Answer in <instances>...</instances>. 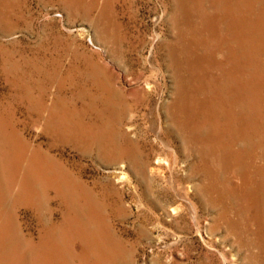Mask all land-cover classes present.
Returning <instances> with one entry per match:
<instances>
[{
	"label": "rangeland",
	"instance_id": "rangeland-1",
	"mask_svg": "<svg viewBox=\"0 0 264 264\" xmlns=\"http://www.w3.org/2000/svg\"><path fill=\"white\" fill-rule=\"evenodd\" d=\"M48 1L50 2V4ZM230 2L233 3L232 12L228 8ZM5 3L6 4L8 3V4L6 5ZM19 3H21L22 5ZM174 5L177 7H175ZM200 5L203 7V9H201ZM92 7L93 9H91ZM106 7L107 9H105ZM188 8H189V11H188ZM254 9H257V10H254ZM263 9H264L263 0H260V1L259 0H255V1L254 0H241V1L240 0H236V1L235 0H225V1L218 0V2L217 0H214V1L213 0H196V1L194 0H121V2L119 0H71V1L70 0H63V1L62 0H26V1L25 0H5V1L0 0V77H1L0 78V112L3 113V116H6V118H8V115H10V113L8 112H10L12 108H14L17 117L21 121L24 122L23 123L20 121L19 124L21 128L24 129L23 131H24L25 136L29 138L30 140H34L36 144H40V145L42 144V147L44 149L45 148L47 149L48 143L51 140H53V138H51L47 133L43 132L44 130H43L42 124L38 125L34 121V118L40 117L42 112L36 113L33 119L32 118L29 119L27 117V113L25 112L28 110V106L29 108H31L35 105L38 108H41V104L39 101L41 98H42L41 101L45 105H47L48 108L50 107L52 108L55 105L56 100L59 103H61L63 107L65 106L68 107L69 105L73 106L75 95L79 93L81 89L86 90L85 89L86 86L88 89L89 87L91 88L89 72L92 70V68L95 65H103L109 71H113L118 77V82L119 83L121 82L120 85L123 86L126 90L128 89L130 90L132 87H133L132 89H137L138 91H143V89L151 90L150 85L152 86L154 85V89H152L154 93L153 94V102H154L153 105H154V110L157 108L156 109L157 111L155 110V114L151 116V119H156L155 121L156 127H155V130L151 132L150 134H148L146 137L148 144L145 146H146L147 152L151 153V163L149 167L147 168L145 174H143L142 172H136L133 169L131 170L127 169L125 165L123 164V162H118L115 164L109 162L106 157H102L101 155H99L97 150H93L90 147L89 148L81 147L80 144L75 142L76 140H74L73 137H70V143H66V145H60L58 147L60 148V152H61L60 158L63 159V161L64 160L67 161V166L69 167V169H71L74 175L80 176L83 180L87 181L90 184L97 183L98 187L103 191L105 189V191H110V193H113L115 189V191H119V193H122L123 191H125L126 193L125 204H123L122 202L121 203L116 202L114 207H111L109 209L110 217L109 219H107L106 224L105 223L104 224L107 225L111 222L110 223L111 228L117 235L118 239L122 241H128V243H130L128 244V246L131 247V249L123 255L116 256L115 259L118 258L117 263L110 262V263H104V264H118V263L119 264H153L154 253L162 254V259L165 264H170V262H174V264H194V263L199 264L201 260L204 261V264H210L211 262L213 264H264V242H263L264 241V238H263L264 237V208H263V205L259 206L260 208V210L258 211V213L260 212L259 214L256 211V207L253 208L251 207V205L250 206L243 205L242 207L244 208V210H242L240 214V212L237 209V204H235L237 203L236 198H234L233 200L232 198L231 199L229 198L228 201L225 200L224 198V200L221 201V199H219L218 192H212V191L205 192V194L200 192L198 196L194 195V193L196 192V188L194 187L195 180L191 179L190 176H186V175L187 174L189 175V173L193 170V168H191V163L193 162L199 163L200 157L199 155H197L195 151H193L194 154H190L189 150L186 152L184 151L183 144H181L182 139L180 138L178 132L176 133L178 138L176 136H173L172 135L173 133H171L172 137L169 135L165 137V139H171L174 142L172 143L173 144L172 147L168 149L166 152H164L165 154L158 153L157 150H154L155 145L156 146L158 145L160 147L163 146V143L161 142L162 140L161 138L163 137L162 130L166 126L165 124L167 122V117H166L164 107L162 105L163 103L170 102L169 100L173 99L175 86H176L175 85L176 84V71H177L178 65L180 64L179 62L175 60V57L177 55L183 54L182 52L183 49L181 50L180 48L182 46L187 50V52H190V53L192 52L191 53L192 58L190 62L185 56L183 57V59H185L184 60L185 68L183 70L185 72V75H187V78L199 79L201 78V76H206V78L209 79L210 83L208 82L207 84H204V87H205L204 94L206 95L204 96V98L205 100L208 99L210 101L212 99L213 100L215 99L217 101L218 96H216L215 92H217L218 89H220V92H222L224 96L228 92L227 96L229 98L232 97V93L231 91H229L231 89L229 87H231L230 84H232V77H233V69H234L233 57L237 56V53L235 55V50L236 52L238 50V54H239L238 58H240L241 60L243 59L242 61H247V63L245 62L247 66L245 65V68L242 67L241 71L237 73H240V74L242 73L241 75L244 74L243 75L244 77L250 76V74L253 75L251 76L252 78L251 81H249V88L252 94L255 96V98L258 99L257 102L260 103V104L258 103L255 104L256 107L259 110H262L263 112L264 100L262 99V96L264 94V90L262 89L263 86L261 87V85L264 82V77L263 78L261 77L264 76V71H263L264 70V60H263L264 59V51H263L264 50V32H263L264 29H263V24H257V22L260 21V19H262L261 16L263 13ZM198 10L200 11L198 12ZM245 10L247 11L245 12ZM99 11H101L100 14H99ZM218 12L220 13V15ZM102 13H105V14H102ZM181 13L184 15V17H182L183 15ZM239 13L241 15H239ZM235 15L238 20L234 22V20L230 18L231 16L233 17ZM203 16H209V20H206L204 18V21H201L203 20ZM245 16H246L247 22L250 24V27H251V28L249 27V30H248V33L249 32L251 33L248 34V38L246 40L248 41V43L246 45L239 42L238 40L234 41V38L231 37L233 33L232 32L230 33V30H231L230 27H236L235 26L236 24L240 25V23L238 22L239 19ZM226 17H228V20L230 19L228 22L226 21L227 20ZM256 17H258V19ZM92 20L94 23L92 22ZM222 20H223V23H222ZM111 21H113V23ZM115 23H117V26ZM214 24L216 25L214 26ZM229 24H232V26ZM132 27L133 29H131ZM196 27H199V28H196ZM213 29L216 31H214ZM224 30H225V33H224ZM119 31L121 32L119 33ZM220 31L222 33H220ZM223 33L224 35H222ZM181 34L183 35V37H185L184 42H183L184 44H182L181 46H177L175 41L179 40L180 38L179 36ZM257 34L259 35V37ZM123 38L126 40H123ZM226 40L229 42L228 45H227ZM108 41L110 43H108ZM197 42H198V45H197ZM234 43L236 44V46ZM239 43L242 46V49L241 47H239ZM247 47L248 48L250 47V49H248ZM130 48H132L133 50L132 49L130 50ZM114 49H116L117 52ZM160 49H162V51ZM232 49L233 51H231ZM178 51L181 53H179ZM172 53H174V55H172ZM176 53H179V54H176ZM200 53L202 54V56ZM181 55L179 56L180 61H181L180 58L183 56ZM247 56L249 57L247 58ZM201 57L204 60H202ZM118 58H120V60ZM199 58L203 62L200 61ZM250 59L252 60L250 61ZM216 60H219V61H216ZM117 64L120 66H118ZM195 64H197L198 66L200 65V66L197 67ZM251 64L252 66H250ZM250 67L253 69H251ZM134 68L135 69L137 68V69L135 70ZM154 69H156L157 71ZM217 71H219V73ZM133 73L135 74V76H133L134 75ZM9 76H11L12 78ZM254 76L255 77L257 76V77L255 78ZM12 79H15V80H12ZM121 79L124 83L121 81ZM128 80L130 81L128 82ZM224 80L227 82H225ZM62 82L64 83V85H62L63 84ZM192 82H194V80H192ZM37 83H38V86H37ZM140 83L142 84V86ZM22 87H25V88H22ZM44 90H47V91H44ZM166 91H168V93ZM49 94L50 96H48ZM26 95L27 96L29 95V97H27ZM162 95H163V98H162ZM84 97L86 98L87 101L89 100V97H87L86 95H84ZM259 100L261 101L259 102ZM62 106L58 105V110L62 111L64 109ZM45 113L47 114L48 111L46 110ZM70 114L71 113H68V117L71 116ZM253 116H254V113H253ZM142 117H143L142 114L139 113L138 115H136L135 121L138 124L146 122V120H144ZM255 119H256V115L255 117H253L252 121H255ZM163 126L164 128L162 129ZM249 126L242 125L241 131L239 134L240 136L237 137L239 140L235 139L234 146L227 145L229 146V148L222 147L221 152L218 153L219 160L216 161V163H213L214 169L218 171L222 177H228V178L232 177L231 179L234 185L236 184V186L237 184L239 185L240 182L242 181L244 182V180L241 179V178H244L242 175L248 176L251 173L256 174V172L259 171V169L260 170L264 169L263 167L264 166V147H262L263 145H260V143L258 144V142L256 141V140H259L260 138H258V135H257L254 139H249V138L245 139V137L247 136V132L249 133L248 130H251L252 128L251 125ZM124 128L126 130H131L133 128V125L125 124ZM173 129L175 130V127H173ZM37 132L39 134H37ZM244 132L246 136L244 135ZM130 134L133 135L134 132L132 131L130 132ZM254 134H256V129H255ZM246 140L247 141L252 140V141L251 143L245 144L244 142H246ZM258 148L260 150H258ZM173 151H176V152H173ZM210 151H211L210 153H213V150H210ZM54 152L58 153V151L56 150ZM63 154L65 156H63ZM70 155L72 156L70 157ZM210 156H208V162L211 161ZM160 163L161 164L167 163L165 164L166 166L171 164L174 170L172 168L163 169L160 167ZM261 163L263 164V166L261 165ZM204 168H206V164H204ZM124 169H126L128 172V176L131 180L130 182L125 181L120 176L122 170L124 171ZM170 170L172 173L170 172ZM114 173H116V175ZM164 174H166L168 177L167 178L163 177ZM170 174L171 175L173 174L172 178ZM116 179H117V182H116ZM138 182L140 184H138ZM180 188L183 191L187 190L189 194H186L184 196L182 193L179 192ZM243 188H244V191H243L242 197L239 193L238 198H240L239 201L242 202V204H247L246 201H249L248 195L251 194L252 191H251V187L245 188L244 183H243ZM135 194L136 195L139 194V197L138 196L135 197L136 196ZM207 195H209L210 197L212 196L214 199L209 200L206 197ZM133 198H136V200H133ZM112 199L113 198H111V200ZM7 202L5 203L7 205L5 208L7 209L6 210L3 209L4 219L11 218V215H10V213L12 212L11 208L13 209V207L16 205V202L13 200H11V202L7 200ZM55 202L58 203L57 201ZM40 205L47 206V204H40ZM181 205H184L186 207V210L188 211V216H189V219H188L189 228L185 231H181V229H176L172 225L173 218H175L176 215L178 214L179 208ZM234 207L235 209H232ZM125 209H128V210L126 211ZM196 209L199 211V214H200L199 224H196L193 221L192 215L193 213H195ZM255 214L256 216H254ZM61 215H62L61 211L58 210V212L55 213L56 220H60ZM219 215H222V219H227L230 221L232 220L237 225L236 226L237 228H235L236 231L234 232V234L228 236L226 239L223 237V235L226 233V230H222L221 232H218V231L213 232L211 229V224L215 222L214 219H216V217H218ZM18 216H19L20 222H17V223L21 225L23 230L26 232H33V236L35 235L34 237L38 239V237L36 236L40 234V228L42 226L40 224V221H38L36 217L34 216V214L32 213V209L27 210L26 207L20 206L18 209ZM156 222L157 223L159 222V223L157 224ZM47 224L49 227L50 226L49 222H47ZM198 225H199L200 231L198 230V227H197ZM250 235H253V236H250ZM76 241L73 245L71 243L72 240L70 241L71 244L68 243L70 244L68 245V248H70V251L74 253H78V251L81 250V245H82L80 240H78L77 242ZM188 246L191 247L190 252L188 251ZM261 247L263 250L261 249ZM207 253H208V256H207ZM247 253L250 254V258L247 257ZM68 261H70L71 264H79L81 262V259L79 256H76V258L75 257L73 258L71 256V258L68 257Z\"/></svg>",
	"mask_w": 264,
	"mask_h": 264
},
{
	"label": "bare ground",
	"instance_id": "bare-ground-1",
	"mask_svg": "<svg viewBox=\"0 0 264 264\" xmlns=\"http://www.w3.org/2000/svg\"><path fill=\"white\" fill-rule=\"evenodd\" d=\"M119 1L121 2V0H119ZM194 1H196V0H194ZM48 2H47V4H48ZM206 2H208V1H206ZM217 2H218V0H217ZM117 3H115V4H117ZM19 4H21V3H19ZM49 4H50V2H49ZM210 4H212V3H210ZM86 5H84V6H86ZM121 5H122V3H121ZM104 7H105V5H104ZM175 7H177V6H175ZM102 8H103V6H102ZM183 8H185V7H183ZM228 8L231 10V12L233 11V3L232 2L229 3ZM254 8H256V7H254ZM91 9H93V7ZM105 9H107V7ZM201 9H203L202 6H201ZM254 10H257V9H254ZM188 11H189V8H188ZM199 11L200 10H198V12ZM211 11H213V10H211ZM246 11L247 10H245V12ZM100 12L101 11H99V14H100ZM120 12H121V10H120ZM102 14H105V13H102ZM219 15H220V13H219ZM239 15H241V14L239 13ZM122 16H124V15H122ZM256 16H258V15H256ZM104 17H105V15H104ZM182 17H184V15ZM261 17H262V19H260V21H258L257 24H263V29H264V9H263V13H262ZM204 18L206 20H209V16H203V20H201V21H204ZM226 18H227V20H226L227 22L230 19L234 20V22L236 20H238L236 15L233 16V17L231 16V18L229 20H228V17H226ZM256 18L258 19V17H256ZM113 19H114V17H113ZM128 19H126V20H128ZM199 20H200V18H199ZM92 22H93V20H92ZM111 22L113 23V21H111ZM219 22H221V21H219ZM238 22L240 23L241 26L239 24L238 25L236 24L235 25L236 27H230L231 28L230 33L231 32L233 33V35L231 37L234 38V41L238 40L239 42H241L244 45H246L248 43V41H246L247 38H248V34L251 33V32L248 33L250 24L247 22L246 16L245 17H241ZM222 23H223V20H222ZM29 24H30V22H29ZM109 24H111V23H109ZM115 24L117 26V23H115ZM115 24H114V26H115ZM193 24H195V23H193ZM215 25L216 24H214V26ZM229 25L232 26V24H229ZM197 26H198V24H197ZM196 28H199V27H196ZM224 28H225V26H224ZM252 28H253V26H252ZM31 29H33V28H31ZM43 29H44V27H43ZM131 29H133V27ZM168 29H169V27H168ZM183 30H184V28H183ZM214 31H216V30H214ZM52 32H54V31H52ZM120 32L121 31H119V33ZM190 32H191V30H190ZM263 32H264V30H263ZM220 33H222V32L220 31ZM224 33H225V30H224ZM224 33L222 35H224ZM117 35H119V34H117ZM181 35L179 36L180 37L179 40L175 41L177 46H181L182 44H184L183 42H184V38L185 37H183V35L182 36ZM195 35H196V33H195ZM258 37H259V35H258ZM124 38H123V40H126ZM128 38H130V37H128ZM165 38H167V37H165ZM195 39H197V38H195ZM114 40H116V39H114ZM169 40H167V41H169ZM122 42H124V41H122ZM212 42H214V41H212ZM256 42H258V41H256ZM108 43H110V42L108 41ZM208 43H210V42H208ZM228 43L229 42L227 41V45H228ZM145 45H147V44H145ZM197 45H198V42H197ZM210 45H212V44H210ZM109 46H111V45H109ZM201 46H203V45H201ZM235 46H236V44H235ZM120 47H122V46H120ZM239 47H241V49H242V46L240 45V43H239ZM180 48H181V50L183 49L182 50V52H183L182 55L183 56L180 54L182 56L180 58L181 61L179 60V56L180 55H177L175 57V60L177 62H179L180 64L178 65V68H177V71H176V84H175L176 86H175L173 99L169 100L170 102H167L168 101L167 100L166 101L167 103H163V105H162L164 107V110H165V113H166V117H167V122L165 124L166 126H165V128H164V126L162 127V129L164 128L162 130L163 131V137L161 138L162 139L161 142L163 143V146L160 147V146H158V145L156 146L154 144L155 145L154 146V150H157L158 153L165 154L164 152H166L168 149H170L172 147V145H173L172 143H174L171 139H165V137L168 136V135L172 137V135H173V136H176L178 138V136L176 135V133L178 132L180 138L182 139L181 140V142H182L181 144H183L184 151L186 152V151L189 150L190 154H194L193 151H195L197 153V155H199V157H200V159H199L200 162L199 163H196V162L195 163L194 162L191 163V168H193V170L189 173V175L188 174L186 175V176H190L191 179L195 180V186L194 187L196 188V192L194 191L195 192L194 195L198 196L200 194V192H202L204 194H205V192H211V191L212 192H218L219 199H221V201H223L224 198L227 201H228L229 198L230 199L232 198V200L234 198H236L237 203H235V204H237V209L240 212V214H241L242 210H244V208L242 207L243 205H249V206L251 205V207H253V208L256 207V211L258 213V211L260 210V208H259L260 205H263V208H264V169H262V170L259 169V171H257L256 174H252L251 173L248 176L242 175L244 178H241V179L244 180V182L242 181V182H240L239 185L237 184V186H236V184L234 185V183H233V181L231 179L232 177L231 178L222 177L220 175V173L214 169V166H213V163H216V161L219 160L218 153L221 152V148L222 147L223 148L224 147L225 148H229V146H227V145L234 146L235 139H238L237 137L240 136L239 134H240L242 125H246V126L251 125L252 126L251 130H248L249 133L247 132V136L245 135V132H244V135L246 136L245 139H248V138L249 139H254L258 135V138H260V139L259 140L255 139V140L258 142V144L260 143V145H263L262 147H264V110L262 112V110H259L256 107L255 104L258 103L257 102L258 99L255 98V96L252 94V92H251V90L249 88V81H251V79H252L251 76H253V75L250 74V76L244 77L243 76L244 74L241 75L242 73L241 74L237 73V72L241 71L242 67L245 68V65H246L245 62L247 63V61H242L243 59L241 60L240 58H238V56H239L238 50H237V52L235 50V55L237 53V56L233 57V63H234V65H233L234 66L233 77H232V84H230L231 87H229L231 89L229 91H231L232 97L229 98L227 96L228 92H227V94L225 93L226 95L224 96V94L222 92H220V89H218L217 92H215L216 96H218V99L216 98L217 101L215 99L214 100L212 99L210 101L208 99L205 100V98H204V96H206L204 94L205 93L204 92V89H205L204 84H207L209 82V79L206 78V76H201V78H199V79L187 78V75H185V72L183 71L184 68H185L184 67V60L185 59H183V57L185 56L188 59V61L190 62V60L192 58L191 57V53L192 52L191 53L187 52V50L183 46L180 47ZM131 49L132 48H130V50ZM248 49H250V47ZM114 50L117 52L116 49H114ZM120 50H121V48H120ZM160 50L162 51V49H160ZM169 50H170V48H169ZM229 51H230V49H229ZM231 51H233V49ZM255 52H256V50H255ZM179 53H181V52H179ZM179 53H176V54H179ZM172 55H174V53H172ZM230 55H229V57H230ZM128 56H130V55H128ZM201 56H202V54H201ZM117 57H118V55H117ZM119 57H121V56H119ZM131 57H133V56H131ZM248 57L249 56H247V58ZM166 58H168V57H166ZM118 59L120 60V58H118ZM199 60H200V58H199ZM202 60H204V59L202 58ZM202 60H200V61H202ZM251 60L252 59H250V61ZM216 61H219V60H216ZM226 61H225V63H226ZM182 62H183V64H182ZM186 62H187V60H186ZM259 63H261V62H259ZM208 64H209V62H208ZM215 64H216V62H215ZM195 65L197 67L200 66V65L198 66L197 64H195ZM118 66H120V65H118ZM161 66H162V64H161ZM210 66H212V65H210ZM210 66H209V68H210ZM250 66H252V64ZM188 68H189V66H188ZM225 69H227V68H225ZM251 69H253V68H251ZM154 70H156V69H154ZM37 71H39V70H37ZM252 71H254V70H252ZM217 72L219 73V71H217ZM124 73H125V71H124ZM89 74H90L91 88L89 87V89H88L87 86H86L85 87L86 90L81 89L79 93H77V94L75 93L76 95L74 97V105L73 106L69 105L68 107H66V106L63 107L61 105V103H59L56 100L55 105L52 108L51 107L48 108L47 105H45L41 101L42 98L39 100L42 109L38 108L35 105L33 107H31V108H29V106H28V110L25 113H27V117L29 119L30 118L33 119L35 117L36 113L42 112L40 117L34 118V121L38 125L42 124L43 130H44L43 132L47 133L51 138H53V140H51L48 143L47 149L46 148L44 149L42 147V144L41 145L40 144H36L34 140H30L29 138H27L25 136L24 131H23L24 129H22L20 124H19L21 120L17 117L14 108H12V110L10 112H8V113H10V115H8V118H6V116H3V113L0 112V264H71V262L68 261V257L71 258V256L73 258L74 257L76 258V256H79L80 259H81V262L79 264H104V263H110V262L117 263L118 262V258L115 259V257L118 256V255H123V254H125L127 251H129L131 249V247L128 246V244H130V243H128V241H122V240L118 239L117 235L115 234V232L111 228V224H110L111 222L110 223L108 222L110 225L109 224L105 225L106 222H107V219H109V217H110L109 209L111 207H114L116 202H119V203L122 202L123 204H125V202H126V193H125V191H123L122 193H119V191H115V189H114L113 193H110V191H105V189L103 191V190H101L98 187L97 183L90 184L87 181L83 180L80 176L74 175V173L71 171V169H69V167L67 166V161L66 160L63 161V159L60 158L61 157V152H60V148H58V147L60 145H66V143H70V137H73V139L76 140L75 142L80 144L81 147H85V148H89L90 147L93 150H97L98 154L101 155L102 157H106L109 162L114 163V164L118 163V162H123V164L125 165V167L127 169H130V170L133 169L136 172H142L143 174H145L147 168L149 167V165L151 163V153L147 152L146 146H145V145L148 144V141L146 140L147 139L146 137H147L148 134L153 132L155 130V127H156V123H155L156 119H151V116L155 114V110L157 109L156 108L154 110V105H153V103H154L153 102V94L154 93H153L152 89H154V85L153 86L150 85L151 90L143 89V91H138L137 89H132L133 88L132 86H131L132 90L131 89L130 90L129 89L126 90L123 86L120 85L121 82L120 83L118 82L117 75L113 71H109L103 65H95L92 68V70L89 72ZM260 74H262V73H260ZM206 75H208V74H206ZM220 75H221V73H220ZM133 76H135V74ZM9 77H11V76H9ZM163 77H164V75H163ZM263 77L264 76H262L261 78H263ZM222 78H224V77H222ZM12 80H15V79H12ZM130 80H128V82ZM192 80H194V82H192ZM121 81H122V79H121ZM57 82H55V83H57ZM225 82H227V81H225ZM38 83H37V86H38ZM62 85H64V83ZM137 85H136V87H137ZM141 86H142V84H141ZM262 86H263L262 89L264 90V82L262 83L261 87ZM213 87H215V86H213ZM22 88H25V87H22ZM126 88H127V86H126ZM222 88H224V87H222ZM170 89H171V87H170ZM44 91H47V90H44ZM65 92H66V90H65ZM166 92L168 93V91H166ZM156 93H158V92H156ZM201 93H203V94H201ZM84 95L89 97L88 101L86 100ZM48 96H50V94ZM260 96H262V95H260ZM27 97H29V95ZM162 98H163V95H162ZM262 99L264 100V94L262 96ZM33 100H35V99H33ZM260 101L261 100H259V102ZM63 102H65V101H63ZM258 104H260V103H258ZM16 105H17V103H16ZM58 105L62 106L64 109L62 111L58 110ZM261 105H263V104H261ZM158 108H160V107H158ZM46 110L48 111L47 114L45 113ZM20 112H21V110H20ZM62 112H64V113H62ZM68 113H71L70 117H68ZM139 113L142 114V116H143L142 118L144 120H146V122L138 124L135 121V117ZM253 113H254V116H253ZM255 115H256V119H255V121H252L253 117H255ZM21 122H23V121H21ZM160 122H161V120H160ZM125 124L133 125V128L131 130H126L124 128ZM255 124H257V125H255ZM173 127H175V130L173 129ZM255 129H256V134H254L255 133ZM129 131L130 132L133 131L134 134L131 135ZM171 133H173V134L171 135ZM37 134H39V133L37 132ZM242 138H244V137H242ZM240 139H241V137H240ZM238 140H236V141H238ZM251 141L252 140H248V141L246 140V142H244V143L245 144L251 143ZM240 142H242V141H240ZM258 144H256V145H258ZM46 145H47V143H46ZM208 147L211 148V149H209ZM245 147H246V145H245ZM234 148H236V147H234ZM249 149H250V147H249ZM55 150L58 151V153L54 152ZM210 150H213V153H210L211 152ZM258 150H260V149L258 148ZM173 152H176V151H173ZM209 153L211 154V156H210ZM248 153H246V154H248ZM72 155H73V153H72ZM72 155H70V157ZM63 156H65V155L63 154ZM208 156H210V159H211L210 162H208ZM67 157H69V156H67ZM194 157H195V155H194ZM256 161H257V159H256ZM262 163H261V165L263 166ZM165 164H167V163H165ZM165 164H163V163L161 164L160 163V167L163 168V169H165V168L171 169L172 168L171 164H169L167 166ZM204 164H206V168H204ZM250 164H252V163H250ZM172 169L174 170V168H172ZM170 172H171V170H170ZM114 174L116 175V173H114ZM120 176L125 181H129V182L131 181L129 176H128V172H127L126 169H124V171L122 170ZM163 177L167 178L168 176L166 174H164ZM172 177H173V174L171 175V178ZM177 178H178V176H177ZM237 179H238V177H237ZM137 181H139V180H137ZM116 182H117V179H116ZM243 183H244V187L245 188L251 187V191H252L251 194L248 195L249 201H246L247 204H242V202L239 201L240 198H238L239 193H240V195L242 197V194H243V191H244ZM138 184H140V183L138 182ZM179 192L182 193L184 196L186 194H189V192L187 190L183 191V190H181V188L179 189ZM137 196L139 197V194L136 195L135 197H137ZM140 197H142V196H140ZM206 197L209 200H213L214 199L212 196L210 197L209 195H207ZM245 197H246V195H245ZM111 198H113V199L111 200ZM7 200L10 201V202H11V200L15 201L16 205L13 207V209L11 208V210H12V212L10 213L11 218L4 219L3 209H5V210L7 209V208H5L7 206L5 204L7 202ZM133 200H136V198H133ZM55 201H57L58 203H56ZM12 204H14V203H12ZM40 204H47V206H41ZM232 204H231V206H232ZM20 206L26 207L27 210H29V209L31 210L32 209V213L34 214L36 219L38 221H40V224H41L42 227L40 228V234H38V236H36V237H38V239L34 237L35 235L33 236V232L24 231L23 228L21 227V225L17 223V222H20L19 216H18V209H19ZM230 209H231V207H230ZM232 209H235V207L232 208ZM58 210L61 211V213H62L60 220H56V217H55V213L58 212ZM112 210H114V209H112ZM125 210L127 211L128 209H125ZM6 212H8V211H6ZM131 214H133V213H131ZM192 216H193V221L196 224H199L200 223V220H199L200 214H199V211L197 209L195 210V213H193ZM254 216H256V214ZM229 217H231V216H229ZM188 219H189L188 211L186 210V207L184 205H181L180 208H179L178 214L176 215L175 218H173L172 225L176 229H181V231H185V230H187L189 228ZM257 219H258V217H257ZM131 220H132V218H131ZM214 220H215V222L211 224L212 231L213 232H216V231L221 232L222 230H226V233L223 235V237L225 239L228 236L234 234V232L236 231L235 228H237L236 227L237 225L232 220L230 221V220H227V219H222V215H219ZM47 222H49V224H50L49 227H48ZM197 227H198V230L200 231L199 225ZM240 229H242V228H240ZM189 232H191V231H189ZM196 232H197V230H196ZM250 236H253V235H250ZM71 240H72V242H71L72 245L75 243L76 240L77 241L78 240L81 241V244H82L81 245V250H79L78 253L71 252L70 248H68V245L71 244L70 243ZM68 243H70V244H68ZM207 243H208V241H207ZM261 249H262V247H261ZM190 250H191V247L188 246V251L190 252ZM244 253H246V252H244ZM207 256H208V253H207ZM247 257L250 258V254L249 253H247ZM225 258H226V256H225ZM119 261H120V259H119ZM232 261H233V259H232ZM194 262H196V261H194ZM153 264H165L163 262V259H162V254L154 253V262H153ZM170 264H174V262H170ZM194 264H196V263H194ZM199 264H204V261L201 260V262H199ZM210 264H213V263L211 262Z\"/></svg>",
	"mask_w": 264,
	"mask_h": 264
}]
</instances>
